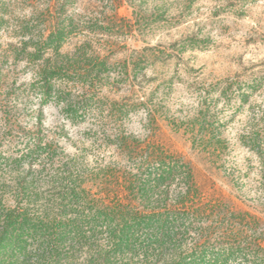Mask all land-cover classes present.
I'll list each match as a JSON object with an SVG mask.
<instances>
[{"label":"rangeland","instance_id":"rangeland-1","mask_svg":"<svg viewBox=\"0 0 264 264\" xmlns=\"http://www.w3.org/2000/svg\"><path fill=\"white\" fill-rule=\"evenodd\" d=\"M156 1L150 27H140L133 8L116 0H0V175L38 159L50 176L72 177L97 196L86 207L95 212L113 193L124 196L119 184L146 176L140 149L164 146L193 167L192 199L205 211L178 235L187 261L238 244L233 230L242 212L261 220L245 225L239 241L264 244V154L249 147L264 135V0ZM55 18L68 28L63 53L85 73L57 76L46 92L40 70L50 52L37 48ZM141 53L149 57L143 68L126 66ZM196 118L197 132L214 128L225 140L221 155L209 158L194 143ZM38 142L43 152L34 157ZM184 182L173 180L160 206L174 205ZM97 236L84 252L106 246L105 233ZM244 250L225 264H256ZM156 262L180 264L160 254L124 259Z\"/></svg>","mask_w":264,"mask_h":264},{"label":"trees","instance_id":"trees-1","mask_svg":"<svg viewBox=\"0 0 264 264\" xmlns=\"http://www.w3.org/2000/svg\"><path fill=\"white\" fill-rule=\"evenodd\" d=\"M116 1L120 6L128 3L133 8L135 23L140 27H150L153 20L149 16L150 11L160 10L156 0ZM55 4L60 5V0H56ZM51 23L47 38L42 37L37 48L38 52L41 48L50 52V57L40 70L46 92L50 91L52 79L57 76L85 73L76 65L77 61L73 63L69 54L63 53L67 26L57 18ZM148 58L141 53L135 59L128 58L126 66L143 68ZM261 83L255 79L253 87L258 88ZM200 121V118H196L190 124L194 143L209 158L221 155L227 147L225 140L214 128L203 127L197 132ZM249 147L264 154V135L257 133L250 138ZM42 150L38 142L31 155L39 156ZM139 152L144 157L146 167L138 170H143L146 176L130 178L124 184H119L124 196L113 193L114 197L100 201L102 207L95 212H90L86 207L92 202H99L97 196L90 195L84 184L72 177L50 176L46 164L35 162L38 159H33L28 170L21 164H15L12 170L0 175V264H78L82 253L86 254L82 264H127L124 259L133 260L137 253L146 258L168 255L171 262L179 261L180 264H225L230 257L244 249L249 250L256 264H264V244L260 238L246 239L245 246L239 241L244 237L245 225H256L261 220L251 212H242L235 217L238 227L233 230V235L238 244L211 253L207 260L201 259V255L198 261H187V252L181 245L177 246L178 235L188 220L205 212L204 207L192 199L198 194L193 167L185 164L183 159H177L164 146L152 145ZM176 178L185 181V188L176 195L174 205L160 206L168 200L171 182ZM154 200L158 207L151 206ZM133 201H138L144 209L140 210ZM188 203L193 204L188 206ZM99 233H105L106 246L95 250L90 247L84 252L83 247L88 246L93 237L98 238ZM169 250L172 252L168 254ZM92 251L95 254L88 259ZM207 252L204 248L202 253ZM193 255L197 256L196 251Z\"/></svg>","mask_w":264,"mask_h":264}]
</instances>
